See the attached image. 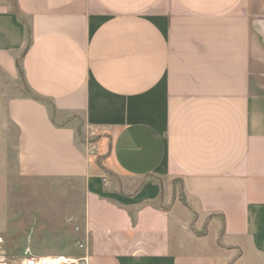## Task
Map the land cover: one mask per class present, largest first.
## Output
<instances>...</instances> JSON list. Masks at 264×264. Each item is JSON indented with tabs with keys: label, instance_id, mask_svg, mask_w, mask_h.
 I'll use <instances>...</instances> for the list:
<instances>
[{
	"label": "crops",
	"instance_id": "obj_1",
	"mask_svg": "<svg viewBox=\"0 0 264 264\" xmlns=\"http://www.w3.org/2000/svg\"><path fill=\"white\" fill-rule=\"evenodd\" d=\"M1 77L26 92L6 100L19 170L83 186L61 256L264 264V0H0ZM177 184L184 205L156 204Z\"/></svg>",
	"mask_w": 264,
	"mask_h": 264
},
{
	"label": "rangeland",
	"instance_id": "obj_2",
	"mask_svg": "<svg viewBox=\"0 0 264 264\" xmlns=\"http://www.w3.org/2000/svg\"><path fill=\"white\" fill-rule=\"evenodd\" d=\"M20 82L19 77L16 79L19 87H15L5 78H0V260L6 264H21L26 258L66 255L68 249L71 251L72 246L69 247L66 243L70 240L69 234L74 233L76 225L73 217L82 204L83 196V186L79 181L35 178L24 175L19 170L16 163L17 130L7 118L6 100L9 95L25 92ZM7 84L16 89L13 92L8 91ZM76 125L79 128V145L82 144L86 146L84 148H89L95 153L93 172L101 175L106 191H117L121 187L115 174L107 168L98 169L94 161L105 149V133L94 130L89 133L82 132L78 122ZM97 141L98 144L94 145ZM149 182L157 184L154 178L144 183ZM138 189L139 186L135 190ZM158 199L156 204L161 203V208L185 204L178 184L172 196H168L164 202ZM181 212L184 213L181 216L186 224L184 230L202 234L201 225L195 227V218L190 214L185 216L184 210ZM211 236L207 238L208 241L214 239L213 234ZM180 237L184 238L181 234ZM183 250L192 248L184 246ZM27 253L30 255L27 256Z\"/></svg>",
	"mask_w": 264,
	"mask_h": 264
},
{
	"label": "built area",
	"instance_id": "obj_3",
	"mask_svg": "<svg viewBox=\"0 0 264 264\" xmlns=\"http://www.w3.org/2000/svg\"><path fill=\"white\" fill-rule=\"evenodd\" d=\"M82 248V245H79ZM0 264H6L4 261L0 260ZM21 264H77V260L69 259L61 255L54 257H39V258H26L23 259Z\"/></svg>",
	"mask_w": 264,
	"mask_h": 264
},
{
	"label": "trees",
	"instance_id": "obj_4",
	"mask_svg": "<svg viewBox=\"0 0 264 264\" xmlns=\"http://www.w3.org/2000/svg\"><path fill=\"white\" fill-rule=\"evenodd\" d=\"M31 98H33V99H35V100H37V101H43V100H41V99H37V98H34V97H32L31 96ZM105 138V137H104ZM105 150V149H104ZM106 155H107V153H105L104 151L101 153V155H100V157H97L94 161H95V163H96V165H97V167L98 168H102L103 170H105V168H106V166L103 164L104 162H102V161H104L103 159H105V157H106ZM111 171V170H110ZM161 197H162V195L160 196V199H161ZM132 221L134 222V216H132ZM222 232H223V227L221 228V232H220V234L222 235Z\"/></svg>",
	"mask_w": 264,
	"mask_h": 264
}]
</instances>
